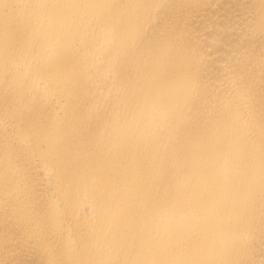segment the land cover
I'll return each instance as SVG.
<instances>
[{
  "label": "bare ground",
  "instance_id": "1",
  "mask_svg": "<svg viewBox=\"0 0 264 264\" xmlns=\"http://www.w3.org/2000/svg\"><path fill=\"white\" fill-rule=\"evenodd\" d=\"M0 264H264V0H0Z\"/></svg>",
  "mask_w": 264,
  "mask_h": 264
}]
</instances>
